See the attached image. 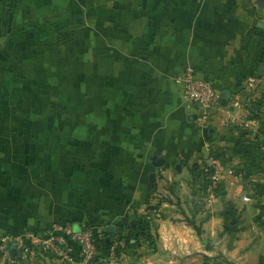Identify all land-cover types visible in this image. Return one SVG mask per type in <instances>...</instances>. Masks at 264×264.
I'll return each instance as SVG.
<instances>
[{
  "label": "crops",
  "instance_id": "1",
  "mask_svg": "<svg viewBox=\"0 0 264 264\" xmlns=\"http://www.w3.org/2000/svg\"><path fill=\"white\" fill-rule=\"evenodd\" d=\"M255 1L0 0V264H62L6 244L57 225L98 236L110 225L111 241L135 215L149 238L130 223L116 264H264ZM185 65L227 91L218 109L182 98L172 79ZM210 151L222 173L207 199Z\"/></svg>",
  "mask_w": 264,
  "mask_h": 264
},
{
  "label": "built area",
  "instance_id": "2",
  "mask_svg": "<svg viewBox=\"0 0 264 264\" xmlns=\"http://www.w3.org/2000/svg\"><path fill=\"white\" fill-rule=\"evenodd\" d=\"M173 83L179 88L184 100L202 110L218 109L221 105L222 96L219 89L208 78L198 76L193 69L187 65L183 66L178 74L173 77ZM250 108L248 99L230 101L228 107ZM206 113V112H205ZM205 114L200 116V125L205 123ZM205 175L204 195L207 199L213 196L222 173V167L214 156L206 158L203 166ZM57 232L48 231L36 239L34 244H27L25 241L13 238L14 243L24 254H33L34 251H41L57 258L62 264L72 262L71 245L75 244L78 249L80 264H93L97 259V249L92 241V230L83 227L78 230H70L67 226H55ZM123 244V241L115 235L110 241L107 254L100 259L102 264H116L115 250Z\"/></svg>",
  "mask_w": 264,
  "mask_h": 264
},
{
  "label": "trees",
  "instance_id": "3",
  "mask_svg": "<svg viewBox=\"0 0 264 264\" xmlns=\"http://www.w3.org/2000/svg\"><path fill=\"white\" fill-rule=\"evenodd\" d=\"M209 156H214L212 151L209 152ZM198 173H202L204 175L203 169L199 170ZM133 223V229L132 232H137L138 234L144 236L145 239L149 238L148 234V225L145 218L138 217L137 215L134 216V218L129 223L125 224H119L116 229V233L119 239H121L125 246H131L130 239L133 237V234L125 233L129 229V224ZM134 230V231H133ZM92 241L97 249L98 255H97V261L93 264L100 263V259L103 258L108 251L110 241L105 242V237L109 234L107 232H104L103 236H98L95 230H92Z\"/></svg>",
  "mask_w": 264,
  "mask_h": 264
},
{
  "label": "water",
  "instance_id": "4",
  "mask_svg": "<svg viewBox=\"0 0 264 264\" xmlns=\"http://www.w3.org/2000/svg\"><path fill=\"white\" fill-rule=\"evenodd\" d=\"M255 4H256V7L258 8V9H260V8H262L263 6H264V0H256L255 1ZM222 97H227V91H225V90H223L222 92H221V94H220ZM151 164L153 165V166H159L160 164H161V161H158L157 159H156V157L155 156H152L151 157ZM152 173H150L149 174V177L150 178H152ZM106 232L108 233V234H111L112 232H113V227L112 226H110V225H108L107 227H106ZM109 240V237L108 236H106L105 237V242H107ZM5 251L8 253V255H10V256H15L17 253H18V250L16 249V247L14 246V245H12L11 243H7L6 244V249H5Z\"/></svg>",
  "mask_w": 264,
  "mask_h": 264
}]
</instances>
